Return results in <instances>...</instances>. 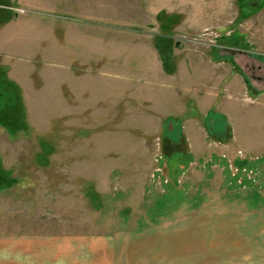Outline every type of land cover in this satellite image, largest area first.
<instances>
[{"label":"rangeland","instance_id":"obj_1","mask_svg":"<svg viewBox=\"0 0 264 264\" xmlns=\"http://www.w3.org/2000/svg\"><path fill=\"white\" fill-rule=\"evenodd\" d=\"M247 2L35 9L59 24L45 52L0 56V87L16 82L22 103L13 116L0 110V241L61 236L86 264L125 234L182 231L189 220L196 241L211 242V264H224L222 238L241 222L249 236L264 229V0L254 13ZM13 9L15 25L32 18ZM106 9L124 22L97 20ZM9 14L0 7V28ZM13 24L0 35L44 37ZM161 34L172 40L171 70L156 48Z\"/></svg>","mask_w":264,"mask_h":264},{"label":"crops","instance_id":"obj_2","mask_svg":"<svg viewBox=\"0 0 264 264\" xmlns=\"http://www.w3.org/2000/svg\"><path fill=\"white\" fill-rule=\"evenodd\" d=\"M5 2V4H4ZM97 5L98 0H46L43 3L33 4L27 0H3L0 2V7L11 10V14L7 17V24L0 28V32L5 27H11L13 22L17 20L18 14L13 8H20V12L31 14L32 18L28 19V23L24 22L19 25H15L19 29V32H32L33 29L44 30V37L39 35V40L34 41L31 39V35L20 36L16 33L14 28H9L8 35H0V56H4L7 60L14 59V55L18 52L30 53L35 56V48H39L38 52H45L46 48H43L48 44L51 39V30H55L54 27L48 23L41 21V18H35V9L47 8L70 13H83L80 12L83 9L90 8L87 5ZM114 2V1H113ZM64 3V4H63ZM113 7V5H111ZM23 8V9H22ZM26 8V9H25ZM14 11V13H13ZM17 13V15H16ZM119 14L121 12H118ZM27 14V13H26ZM97 13V20L100 18L103 22H116L122 23L125 19L119 16L116 19L115 13H108V9L103 10L99 15ZM117 14V15H119ZM16 15V17H15ZM122 15V14H121ZM103 16V17H101ZM15 17V18H14ZM37 21L30 23V21ZM54 23V22H53ZM62 24V23H60ZM113 24V25H114ZM59 29V28H58ZM62 30V29H61ZM60 30V31H61ZM16 33V34H15ZM55 46H59V42ZM42 48V49H40ZM208 114V113H207ZM208 120V119H207ZM226 120V115H225ZM193 223L194 221L191 220ZM190 221L186 225V230L182 231H162L154 230L141 233H128L122 238L123 242L120 244H114L110 250L106 248L102 254V258L94 259V262L86 264H211L210 256L206 257V250L211 249V242L206 240V237L195 238L194 231L188 229ZM237 230V236L222 238V246L224 244V250L220 255L222 262L227 264H264V251L262 244H264V229L260 227L253 232L252 236H249L246 232L245 225ZM185 227V226H182ZM204 227V226H203ZM160 232V233H158ZM2 238H0L1 240ZM9 240V241H7ZM6 241H0V264H85L82 261V254L79 248L73 245H68L67 240L63 243L61 236L51 237L50 235L36 234L32 236H10ZM76 239H72L74 241ZM121 240V238H120ZM119 240V241H120ZM171 241V246L167 243ZM147 241H149L147 243ZM108 245V242H107ZM234 248L235 255L237 256L236 262L229 260V254H234L232 249ZM5 250V251H4ZM195 250V253L193 252ZM91 254L94 255L93 248L90 249ZM230 261L232 263H230ZM221 262H219L220 264Z\"/></svg>","mask_w":264,"mask_h":264},{"label":"trees","instance_id":"obj_3","mask_svg":"<svg viewBox=\"0 0 264 264\" xmlns=\"http://www.w3.org/2000/svg\"><path fill=\"white\" fill-rule=\"evenodd\" d=\"M167 19H170V18H167ZM165 22H166V20L163 18L162 24L164 25ZM164 26H166V25H164ZM160 36H161L160 40L158 39V41H156L157 42L156 48H158L160 50L161 58L163 59V62L165 64L166 68L171 70L174 67L173 66L174 63H173V60H172L173 59V55H171L172 53H170L171 52L170 47H172V44H171L172 40H171V38L170 39H166L165 35L161 34ZM160 36H158V38ZM1 76L4 77L3 74H1L0 77ZM19 89L20 88L18 87L16 82L8 81V80L5 81L4 85H2L0 87V96H3V98H4L3 102H6V103H4L3 106H1L3 108H1L0 110L6 109V110H8V114L13 116V114L15 112V109H16V106H18L17 104L18 103H19V105L22 104L21 103V99L18 96L19 95L18 94L19 93ZM19 110H21V109L19 108ZM10 112H12V114ZM7 125H13V118H11V120H7ZM18 126H20V125H18ZM18 126H16L15 129H17ZM1 187L2 186H0V189H1Z\"/></svg>","mask_w":264,"mask_h":264},{"label":"flooded vegetation","instance_id":"obj_4","mask_svg":"<svg viewBox=\"0 0 264 264\" xmlns=\"http://www.w3.org/2000/svg\"><path fill=\"white\" fill-rule=\"evenodd\" d=\"M263 0H250V2L245 3L244 6H242V9L244 12H256L259 10L260 4ZM248 4V5H247Z\"/></svg>","mask_w":264,"mask_h":264}]
</instances>
